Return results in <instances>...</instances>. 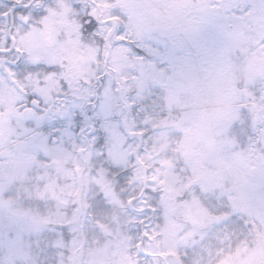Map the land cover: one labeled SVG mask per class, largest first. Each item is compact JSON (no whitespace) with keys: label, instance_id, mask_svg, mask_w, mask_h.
<instances>
[{"label":"snow or ice","instance_id":"snow-or-ice-1","mask_svg":"<svg viewBox=\"0 0 264 264\" xmlns=\"http://www.w3.org/2000/svg\"><path fill=\"white\" fill-rule=\"evenodd\" d=\"M0 264H264V0H0Z\"/></svg>","mask_w":264,"mask_h":264}]
</instances>
